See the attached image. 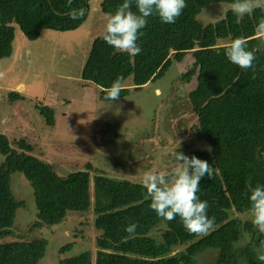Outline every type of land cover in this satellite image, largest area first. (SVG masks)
Segmentation results:
<instances>
[{
	"label": "trees",
	"instance_id": "1",
	"mask_svg": "<svg viewBox=\"0 0 264 264\" xmlns=\"http://www.w3.org/2000/svg\"><path fill=\"white\" fill-rule=\"evenodd\" d=\"M235 0H185L187 5L174 24H164L158 16L147 18V26L137 43L142 52L130 56L107 45L102 36L94 39L83 66L81 77L101 88V99L117 77H123L120 97L127 96L131 79L135 90L151 81L162 79L175 63H183L181 78L188 86L190 104L197 115V128L209 143L207 149L184 154L207 161L213 176L200 181L197 193L208 203V216L215 217V227L206 236L189 234L179 217L166 221L157 217L145 200L140 182L113 178L102 174L91 177L85 169L60 175L43 158L32 153L26 139L17 146L0 132V239L17 235L14 225L17 212L26 200L18 199L12 189L13 175L20 173L31 186L36 218L29 233L43 227L62 224L71 213H95L97 237L95 257L91 250L70 254L74 245L60 249L56 264H204L197 262L202 253L217 251L214 264H264L258 259L263 249L261 235L250 218V202L244 194L245 183L252 178L253 186H264V51L255 28L264 19V9L256 8L236 23L230 10L215 22L204 24L199 19L206 5ZM123 0H103L102 10L114 13ZM85 10L84 17L71 20L72 9ZM136 11L133 6L132 9ZM90 0H0V59L9 56L18 24L29 39H37L42 30L50 28L69 31L79 28L88 18ZM244 38L247 48L254 51L253 69H240L230 63L225 47L235 38ZM10 98H19L12 91ZM47 123L54 116L41 108ZM93 187V194H92ZM231 211L245 214V219L231 217ZM248 216V218H246ZM129 223L137 225L128 238L124 231ZM164 224L162 233L152 231ZM249 237L242 251L238 243ZM127 238V239H126ZM46 238L0 243V264H42L48 254ZM184 247L181 251L178 248ZM64 254V256H63Z\"/></svg>",
	"mask_w": 264,
	"mask_h": 264
},
{
	"label": "rangeland",
	"instance_id": "2",
	"mask_svg": "<svg viewBox=\"0 0 264 264\" xmlns=\"http://www.w3.org/2000/svg\"><path fill=\"white\" fill-rule=\"evenodd\" d=\"M102 1L90 0L87 20L75 30L45 28L32 40L15 24L11 54L0 59V132L15 146L26 139L32 153L48 161L60 175L89 164L91 177L102 174L140 183L148 171H162L171 177L177 163L175 152L209 148L197 128L189 88L181 78L183 63L173 64L162 79L140 90L134 89L130 79L125 84L130 93L118 100L101 99V88L84 80L81 72L94 39L104 35L109 13L102 10ZM232 4L210 3L199 19L204 24L215 22L231 10ZM12 91L19 92V98H10ZM42 107L52 111V125L41 113ZM3 158L0 153V164ZM12 189L26 205L17 212L13 227L17 235L0 239V243L48 239L49 251L42 264H56L60 249L68 244L74 245L70 254L91 250L95 257L96 239L101 233L94 227L93 210L71 213L62 224L29 233L37 210L32 188L16 173ZM232 216L245 219V214L235 211H231ZM163 228L164 224L156 227L153 235L159 236ZM248 241L246 237L238 243L240 251ZM262 254L264 248L259 249L258 256ZM216 255L215 250L202 253L197 262L214 264ZM238 264L246 263L239 259Z\"/></svg>",
	"mask_w": 264,
	"mask_h": 264
},
{
	"label": "clouds",
	"instance_id": "3",
	"mask_svg": "<svg viewBox=\"0 0 264 264\" xmlns=\"http://www.w3.org/2000/svg\"><path fill=\"white\" fill-rule=\"evenodd\" d=\"M73 0H66L71 8ZM133 6L136 11L134 12ZM187 5L185 0H123L114 13L107 15L103 41L110 47L129 54L139 55L142 48L137 43L143 35L141 31L147 26V18L158 16L164 24H174L181 16ZM264 7V0H235L231 11L236 15V23H240L245 15H250L256 8ZM71 20H78L85 15V10L72 9L69 13ZM259 41L257 49L264 51V19H261L255 28ZM226 59L240 69H255L256 60L254 51L247 48V41L237 37L233 39L224 51ZM123 77H117L111 86L106 89L104 99L115 101L120 97ZM175 171L168 176L165 172H145L141 186L145 189V200L150 201L149 208L157 217L166 221L179 217L182 226L189 234L206 236L215 227V217L208 216V203L202 201L197 193L200 191V181L207 176L212 178L214 169L205 160L195 155L189 157L182 152H175ZM245 195L250 202V215L253 226L261 235H264V186H253L252 178L245 183ZM137 225L129 223L124 231L130 238L136 232ZM127 239V238H126ZM264 246V241H261ZM258 259L264 261V254Z\"/></svg>",
	"mask_w": 264,
	"mask_h": 264
}]
</instances>
